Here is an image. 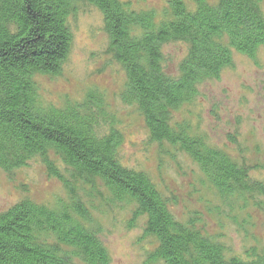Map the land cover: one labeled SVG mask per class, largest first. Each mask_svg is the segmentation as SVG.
Instances as JSON below:
<instances>
[{
	"label": "trees",
	"instance_id": "trees-1",
	"mask_svg": "<svg viewBox=\"0 0 264 264\" xmlns=\"http://www.w3.org/2000/svg\"><path fill=\"white\" fill-rule=\"evenodd\" d=\"M82 5L100 13L108 53L125 76L119 99L135 107L149 139L190 157L222 200L264 197V181L246 163L172 120L199 85L233 65L234 53L255 59L264 48L262 0H166L159 14L125 0H0V169L10 175L38 157L65 192L54 206L23 198L0 211V264H109L94 228L96 196L130 206V227L143 218V236L156 242L144 264H264L263 248L230 255L193 218L178 220L146 173L120 163L123 135L97 88L61 106L39 100L37 78L60 73L73 42L70 18ZM173 42L187 50L170 74L163 47Z\"/></svg>",
	"mask_w": 264,
	"mask_h": 264
},
{
	"label": "rangeland",
	"instance_id": "rangeland-1",
	"mask_svg": "<svg viewBox=\"0 0 264 264\" xmlns=\"http://www.w3.org/2000/svg\"><path fill=\"white\" fill-rule=\"evenodd\" d=\"M125 1L133 9L155 10L158 14L166 5V0ZM262 6L264 10V0ZM70 25V53L58 75L37 78L39 100L61 106L97 88L105 95L123 135L118 149L120 163L146 173L161 193L172 199L169 208L178 220L193 218L196 226L221 243L230 255L241 256L256 245L264 249V197L222 200L190 157L174 146L150 140L135 107L119 99L125 76L108 53L100 13L93 7L79 6ZM186 50L184 42L163 47L168 73H177ZM172 120L189 123L208 147L227 153L239 164L246 163L249 176L264 181V48L255 59L234 53L233 65L217 79L199 85L197 96L176 110ZM59 168L66 170L63 165ZM64 197L61 183L47 173L38 157L10 175L0 169V211L23 198L54 206ZM94 203L101 211L94 213V228L100 231L98 236L107 248L109 264H144L156 242L143 236V218L130 227V206L110 208L98 196Z\"/></svg>",
	"mask_w": 264,
	"mask_h": 264
}]
</instances>
